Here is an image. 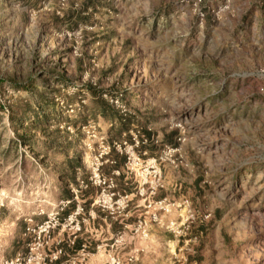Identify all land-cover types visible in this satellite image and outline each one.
Instances as JSON below:
<instances>
[{
	"label": "rangeland",
	"instance_id": "1",
	"mask_svg": "<svg viewBox=\"0 0 264 264\" xmlns=\"http://www.w3.org/2000/svg\"><path fill=\"white\" fill-rule=\"evenodd\" d=\"M88 86L122 95L154 148L123 200L114 176L113 212L43 231L65 200L61 146L86 173L105 151ZM77 235L96 245L76 264H264V0H0V264L49 263Z\"/></svg>",
	"mask_w": 264,
	"mask_h": 264
},
{
	"label": "trees",
	"instance_id": "2",
	"mask_svg": "<svg viewBox=\"0 0 264 264\" xmlns=\"http://www.w3.org/2000/svg\"><path fill=\"white\" fill-rule=\"evenodd\" d=\"M87 91L90 92V94L93 97L92 99L94 100L93 109L97 111V113L102 117V119L112 122L111 127L106 132L108 136L107 144L110 147V151L106 156V159L109 160V162L111 161V163L108 162L104 164L101 168V171L102 173L105 172V174L107 175H110L113 171H118L119 175L116 178L117 181L116 190L121 191L122 194H126V195L130 194L131 191L128 189L127 183L123 181L124 175L126 173L125 172L126 158L124 155H120L119 153H117L113 148L112 144L113 142H121L122 141L121 137L124 134L126 136V139L130 140L131 137L129 136V131L132 130L135 131V129H133L136 122L135 118L131 115H126V116L119 115L117 111H115L110 105H108V103L105 100L102 99L103 91L97 89L96 87L88 86ZM44 105L53 114L57 112V108H56L57 106L53 98L47 99V102ZM82 108H84V106ZM36 120L37 121L35 122L38 123V126L49 125L46 117H43V119L41 117ZM86 121L87 119L81 117V122L83 123V125H81L80 127L84 126ZM74 127L76 131H78L79 127L78 128L77 126ZM69 135H70L69 133H66L65 140H67L68 137L70 138ZM153 136H154L153 132L149 131L147 128H143L142 133L139 132L138 138H142V139L145 138L146 140L145 143L143 142V140H140V144L138 147V150H140V152L147 150L151 152V150H153L154 148ZM175 136H176V131H173L171 135H166L163 138V141L167 142V144H169L171 148H175L177 146V143L174 141ZM20 140L24 141L27 139H25L24 137H20ZM56 142L57 141H55V139L42 142V150L45 151L46 153L56 150V148H58V144ZM65 144L66 145L61 146V150L66 155V159L63 165L64 171L58 174V180L61 183L62 197L65 200L69 201V203L59 213L60 222H63L68 215L72 214L76 206V202L73 200L70 189L68 188L69 184H72L76 189H78L80 192V197L85 199L83 203V211L87 215L93 203L92 196L96 191V189L88 181V173L84 171V167L81 164L80 156L75 154L73 155V157H69L68 150L71 146V143L68 141ZM78 171L81 172L82 175L81 177L83 178L82 181L86 185V188L84 190L82 188H79V184L76 182V178H77L76 176ZM107 221L111 224L112 228H115V223L112 221L111 218L107 217ZM118 228H122V227L120 226ZM204 231H205L204 227H202L201 230L197 229L196 236L198 237V235H202ZM86 243L87 242L85 241L84 238H80L77 235L71 241H62L59 244V249L61 250L62 254H65L66 251H68V254L72 256L76 255V253H78L79 250L82 249V246L86 247L85 250L87 249L93 251L95 247V243L91 242L89 243L88 246ZM61 258H59V260H61ZM197 261L200 262V256L197 257Z\"/></svg>",
	"mask_w": 264,
	"mask_h": 264
},
{
	"label": "built area",
	"instance_id": "3",
	"mask_svg": "<svg viewBox=\"0 0 264 264\" xmlns=\"http://www.w3.org/2000/svg\"><path fill=\"white\" fill-rule=\"evenodd\" d=\"M121 96H107V95H102V98L110 105L112 108L116 109L119 115L121 116H126V109L124 106L121 104ZM85 101L82 100L80 104H84ZM83 106V105H82ZM80 107H78V111L80 110ZM71 112H73L72 109H70ZM91 128L90 125L82 126L81 131L83 133H89V130ZM94 127V126H93ZM92 127V128H93ZM129 136L131 137L129 139H123L121 142H113L112 146L115 149L117 153L120 155H124L126 160H125V169L129 173H133L136 169H138L139 166L144 163V159L141 157L140 153L138 152V147L140 144V140L138 138V135H133L132 136V131H129ZM143 140V139H142ZM145 143L146 140H143ZM105 145V151L104 152H99L97 155L94 156L93 161L87 166L88 169V181L92 186H96L97 188L101 189L100 194L93 200V203L91 206H99L102 208L110 209L113 212V209L117 208L118 202L119 201H113L112 197L114 196V193H110V191L114 188V176H118L119 172L118 171H113L110 175L105 176L101 168L104 164L108 163L109 160L106 159V156L108 155L110 151V147L107 144L106 141L103 142ZM111 163V161L109 162ZM147 165L149 164H155V160L153 161H147ZM79 188H86V185L83 183V181H79ZM73 200L76 202L75 209L72 214L68 215L63 223L64 224H73L76 223L77 216L83 211V208L79 204V190L76 188H71L70 190ZM121 200L127 198L126 194H122L120 197ZM69 203L67 200L60 201L58 210L55 212V214L51 215V217L48 216L49 221L45 222V225H43L41 228H43V231L47 230L50 228V224L53 222L54 225H60V220H59V213L66 207V205ZM77 225V224H76ZM28 229V228H27ZM85 246H82V249L79 250L77 254L83 256L86 253ZM61 250L58 248L56 254L49 260V263H43V264H50L52 261L57 262L61 256ZM13 261L17 262L18 258H15L14 260H11L10 262H7L5 264H14ZM113 264V261H111ZM77 263V257L76 255L74 257L69 258L67 261L61 264H76Z\"/></svg>",
	"mask_w": 264,
	"mask_h": 264
},
{
	"label": "crops",
	"instance_id": "4",
	"mask_svg": "<svg viewBox=\"0 0 264 264\" xmlns=\"http://www.w3.org/2000/svg\"><path fill=\"white\" fill-rule=\"evenodd\" d=\"M123 181H125L126 183H127V187H128V189L131 191V189L129 188V182L127 181V177L124 175V179H123ZM96 245V244H95Z\"/></svg>",
	"mask_w": 264,
	"mask_h": 264
}]
</instances>
